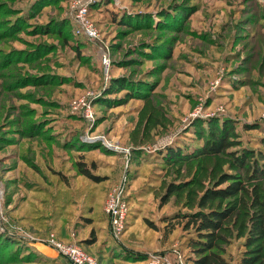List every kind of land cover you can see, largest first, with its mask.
Wrapping results in <instances>:
<instances>
[{
	"label": "rangeland",
	"instance_id": "obj_1",
	"mask_svg": "<svg viewBox=\"0 0 264 264\" xmlns=\"http://www.w3.org/2000/svg\"><path fill=\"white\" fill-rule=\"evenodd\" d=\"M85 1L0 0V264H68L51 237L94 264H188L187 233L162 235L176 210L154 193L166 149L190 154L230 120L243 147L264 151V0H94L93 39L77 23ZM144 96L169 124L134 147ZM113 189L129 206L118 238L104 214Z\"/></svg>",
	"mask_w": 264,
	"mask_h": 264
},
{
	"label": "trees",
	"instance_id": "obj_2",
	"mask_svg": "<svg viewBox=\"0 0 264 264\" xmlns=\"http://www.w3.org/2000/svg\"><path fill=\"white\" fill-rule=\"evenodd\" d=\"M142 101L129 134L134 147L146 144L169 124L150 97ZM201 137L202 145L190 154L166 149L165 172L154 193L160 206L171 202L176 210L161 219L163 240L178 227L187 233L182 244L191 256L188 264H264V151L243 147L230 120ZM75 169L94 183L101 181L92 173L94 163L77 161ZM83 242L92 245L95 239ZM235 242L241 253L234 260L227 249Z\"/></svg>",
	"mask_w": 264,
	"mask_h": 264
},
{
	"label": "built area",
	"instance_id": "obj_3",
	"mask_svg": "<svg viewBox=\"0 0 264 264\" xmlns=\"http://www.w3.org/2000/svg\"><path fill=\"white\" fill-rule=\"evenodd\" d=\"M94 0H86L79 7L77 14V23L80 31L85 37L93 39L97 37L95 28L88 23L86 14L88 5ZM102 64L106 73L110 69V58L108 54L102 55ZM104 213L109 217L112 235L115 238L120 237L126 230V223L129 216V206L122 192L113 189L106 198L104 205ZM50 245L58 251V253L70 261L72 264H94V261L82 249L76 246H66L57 242L53 237L50 239ZM146 264H176L172 260L163 256H150Z\"/></svg>",
	"mask_w": 264,
	"mask_h": 264
},
{
	"label": "crops",
	"instance_id": "obj_4",
	"mask_svg": "<svg viewBox=\"0 0 264 264\" xmlns=\"http://www.w3.org/2000/svg\"><path fill=\"white\" fill-rule=\"evenodd\" d=\"M103 252H105V251H103ZM67 262H68V264H72V263H71L70 261H68V260H67Z\"/></svg>",
	"mask_w": 264,
	"mask_h": 264
}]
</instances>
